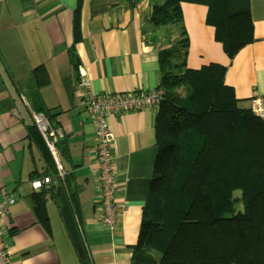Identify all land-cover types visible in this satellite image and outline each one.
I'll return each instance as SVG.
<instances>
[{
    "label": "crops",
    "instance_id": "crops-1",
    "mask_svg": "<svg viewBox=\"0 0 264 264\" xmlns=\"http://www.w3.org/2000/svg\"><path fill=\"white\" fill-rule=\"evenodd\" d=\"M250 6L254 41L230 58L207 23L208 6L181 3L186 68L226 66L224 83L243 108L264 97V0ZM151 9L152 0H0V195L16 197L4 225L14 264H81L71 236L75 220L92 264H132L158 153L160 107L110 118L120 207L111 228L95 207V127L80 105L78 74L86 71L96 93L157 88L159 52L170 44L149 22ZM77 10L82 39L76 44ZM36 112L64 134L52 153L56 165L30 131ZM44 177L51 182L35 190L32 181ZM36 195L49 226L34 210Z\"/></svg>",
    "mask_w": 264,
    "mask_h": 264
},
{
    "label": "trees",
    "instance_id": "trees-1",
    "mask_svg": "<svg viewBox=\"0 0 264 264\" xmlns=\"http://www.w3.org/2000/svg\"><path fill=\"white\" fill-rule=\"evenodd\" d=\"M184 1L208 6L207 23L230 58L254 41L250 0H152L149 22L169 34L179 27L183 38L159 52L158 153L132 264H264V118L240 106L224 83L226 66L186 68ZM30 131L56 165L35 122ZM41 200L34 210L49 226ZM71 236L80 263L92 264L75 228Z\"/></svg>",
    "mask_w": 264,
    "mask_h": 264
},
{
    "label": "built area",
    "instance_id": "built-area-1",
    "mask_svg": "<svg viewBox=\"0 0 264 264\" xmlns=\"http://www.w3.org/2000/svg\"><path fill=\"white\" fill-rule=\"evenodd\" d=\"M81 90L80 105L95 127V164L97 166L98 185L96 189L95 207L102 221L113 228L119 219L120 207L117 202L118 174L116 159L112 151L114 133L110 118L115 113L141 111L147 108H159L165 91L161 86L151 91H126L96 93L85 70L78 74ZM251 110L264 118V97L256 95L251 99ZM33 120L46 139L52 153L56 155L55 141L64 136L60 129H51L50 121L44 112L33 114ZM44 183H50V177L32 181L35 190ZM16 202L12 193L0 195V264H14L6 239L5 219L9 208Z\"/></svg>",
    "mask_w": 264,
    "mask_h": 264
},
{
    "label": "rangeland",
    "instance_id": "rangeland-1",
    "mask_svg": "<svg viewBox=\"0 0 264 264\" xmlns=\"http://www.w3.org/2000/svg\"><path fill=\"white\" fill-rule=\"evenodd\" d=\"M157 3H161L162 0H155ZM169 30H160L161 35L163 36V38L165 39L164 41H162V43H166V44H170V46L176 41L181 40L183 38L182 35V31L180 30L179 27H172L170 29L171 33H167ZM175 42V43H176ZM181 94H184V92L181 90L180 92ZM236 197H239L241 195V192L237 191L235 192ZM236 208L239 210L241 209V204H238L236 206ZM74 213H72L73 215ZM73 219L75 220V216L73 215ZM75 225H76V233L77 235L82 239V231H81V227L78 221L75 220ZM59 242H61V239H58ZM68 247V243L65 244ZM88 251V250H87Z\"/></svg>",
    "mask_w": 264,
    "mask_h": 264
}]
</instances>
